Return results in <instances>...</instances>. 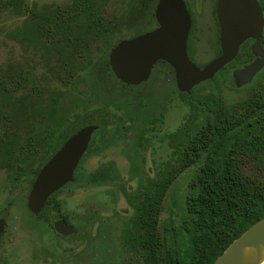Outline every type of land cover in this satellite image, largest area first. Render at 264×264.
<instances>
[{
	"label": "trees",
	"instance_id": "1",
	"mask_svg": "<svg viewBox=\"0 0 264 264\" xmlns=\"http://www.w3.org/2000/svg\"><path fill=\"white\" fill-rule=\"evenodd\" d=\"M133 1L128 17L139 25L149 21L156 25L153 13L157 0L151 8ZM2 14L25 18L11 35L26 42L48 67L44 86L31 71L19 66L0 74V170L10 171L12 182L29 177L31 185L43 164L72 134L55 130L58 94L49 83L57 76L71 81L77 70H58L54 59L87 53L90 46L101 45L90 42L99 40L105 43L102 55L106 57L122 37V23L103 18L102 0H73L41 10L27 5L26 0H0ZM249 43L245 42L237 57L212 80L189 94L177 92L174 85V91L195 115L174 135L173 164L164 167L136 204L130 200L133 211L120 239L135 258L133 264H212L244 231L264 218V87L229 107L212 93L195 94L198 87L213 82L219 74L228 87L236 88L231 73L252 59ZM98 67L102 71L108 68L102 62L94 63L89 71ZM46 74L51 81L45 79ZM188 169L197 173L185 197L187 217L180 226V239L173 226L161 230L159 217L168 189ZM57 194L48 199L39 219L48 221L59 213ZM59 218L68 223L64 215Z\"/></svg>",
	"mask_w": 264,
	"mask_h": 264
},
{
	"label": "rangeland",
	"instance_id": "2",
	"mask_svg": "<svg viewBox=\"0 0 264 264\" xmlns=\"http://www.w3.org/2000/svg\"><path fill=\"white\" fill-rule=\"evenodd\" d=\"M73 0H26L27 5L41 10L45 6L68 5ZM139 1V0H138ZM192 1V0H191ZM206 0H203L205 3ZM211 1L210 11L214 9ZM133 0H102L103 18L130 21L128 17ZM208 5L200 8L199 15L193 24L192 32L187 41V55L196 66L202 67L217 56V32L213 20L209 18ZM197 14V13H196ZM24 17L0 15V74L6 70L21 67L31 71L33 77L44 86L47 63L40 58L32 48L13 37L11 32L19 28ZM125 25V24H124ZM152 25L140 27L143 32ZM133 29H124V36H129ZM223 76V75H222ZM221 74L213 82L201 85L195 94L212 93L219 97L227 107L247 100L254 91L264 87V72L247 86L230 88L225 84ZM168 67L162 64L153 70L152 84L156 98L147 104L142 102L140 110L150 118L155 119L153 132L147 135L150 142L146 143V150L137 152V162L133 166L125 158L119 156L122 145L104 152L107 159H114L113 167L116 179L106 184L90 183V172L97 165L85 161L78 167L76 181L66 186L55 199L59 202V213L51 215L49 221H33L26 212V200L29 193L30 178L12 182L11 172L0 170V213L8 208L6 228L0 242V264H131L135 258L125 248L120 234L128 218L131 216L128 201L118 191L128 189L137 192L146 184L144 180L151 170L152 178L160 175L164 164H173V138L182 125L193 118L195 113L183 102L174 91V82L169 80ZM256 78V77H255ZM254 78V79H255ZM47 81H51L46 74ZM165 80L168 88H165ZM169 80V81H168ZM51 90H58L59 86L52 81ZM176 89V88H175ZM81 93H72L73 100L86 99L89 95L86 87ZM178 92V91H177ZM50 95V93H49ZM159 95V96H158ZM70 99L67 101L69 104ZM68 106V105H67ZM68 128L75 126L77 121L71 118ZM89 122L80 121L73 128L76 131ZM128 148V147H127ZM197 170L188 169L182 173L168 189L160 212V228L164 230L173 226L176 236L183 239L180 226L186 219L185 197L190 194V184ZM140 175L141 179L136 176ZM141 185V186H140ZM72 193V195H69ZM128 196L130 195L127 193ZM124 210H127L125 213ZM59 215L67 216L71 225L77 228L75 237L60 238L52 228V219ZM167 235V234H166ZM171 234L167 236L170 238ZM184 247L181 251L184 252ZM69 253H72L69 255Z\"/></svg>",
	"mask_w": 264,
	"mask_h": 264
},
{
	"label": "water",
	"instance_id": "3",
	"mask_svg": "<svg viewBox=\"0 0 264 264\" xmlns=\"http://www.w3.org/2000/svg\"><path fill=\"white\" fill-rule=\"evenodd\" d=\"M157 27L132 39L122 40L110 51L109 66L114 76L127 85L147 81L157 62L166 63L174 73L175 88L189 94L201 83L212 80L238 54L240 46L254 40L251 46L256 60L233 69L231 76L236 88L251 83L264 66L262 38L263 17L257 0H218L216 18L219 27L217 57L203 67L196 66L187 55V39L191 26L184 0H158L154 11ZM96 127L87 126L72 134L59 150L42 166L27 197V209L37 216L47 200L61 188L73 183L74 172L85 153ZM4 221L0 220V234ZM53 228L62 236L77 233L62 220ZM264 247V218L254 223L235 239L212 264H259ZM254 254H249V249Z\"/></svg>",
	"mask_w": 264,
	"mask_h": 264
},
{
	"label": "flooded vegetation",
	"instance_id": "4",
	"mask_svg": "<svg viewBox=\"0 0 264 264\" xmlns=\"http://www.w3.org/2000/svg\"><path fill=\"white\" fill-rule=\"evenodd\" d=\"M184 1H185L186 8H187V11H188V13L190 15V19H191V26H190V31H189L188 37H190V34L192 32V28H193V24L195 22V19H197L198 15H199L200 8L203 9L204 4H207L209 6L208 7L209 18H210V20L212 18L213 24L215 25V28H216L217 44H218L217 50L220 53L219 27H218V22H217V18H216V5H217L218 0L214 1V9H212L213 11H210V5L209 4L211 3V1L208 2V0H206L205 3L203 2V0H192V1L191 0H184ZM138 2L141 5H143V3H144L143 6L145 8H151V6L153 4V0H143V1L139 0ZM257 2L259 3V5L261 7L262 17H263V29H262V38L260 40V45H261L262 51L264 52V0H257ZM156 4H157V2H156ZM156 4H155V6H156ZM154 11H155V7H154ZM153 15H154V13H153ZM131 19H132V17H130V21H126V22L120 20V22L122 23V25H121L122 37L117 43H119L122 40L132 39L138 35L152 31L157 27L155 16H154V21H155L156 25L154 24L153 21H151V22L149 21L148 24L143 23V24L139 25V24L134 23L135 21L133 19L132 20ZM197 21H198V19H197ZM149 25H152V27L150 29H146L143 32L135 31V30H138L140 27H146ZM124 29H126V30L127 29H133V32H131V30H130V32H128V33H132V34L129 36L128 35L124 36V34H123ZM187 41H188V39H187ZM247 41H250L249 49H250V52L252 54L251 46L254 43V40L250 39ZM247 41H245V42H247ZM92 43L93 44H101V45L98 47L92 45L89 48V52H87V53L83 52L82 54L80 53V55L75 56V57L56 56V58L54 59V66L58 70L61 67L70 68L72 70H75V69L77 70V73L74 75V77L72 78L71 81L70 80H62L60 76H57L56 79H54L52 81L53 83H55L59 86V89L56 90V92L58 94V100H57V106H56L57 107L56 117H57V121H58L57 122L58 126L55 130H56V132H62L63 131V132H72V134H74L75 132H77L80 129L87 127V126L96 127V129L94 130V132L91 135L88 147H87L85 153L83 154L82 158L80 159L78 166L74 172V178H75L74 182L76 181V173H77L78 167L81 166L85 161H88V162H91V163H94L95 165H97L96 169L93 170L92 172H90V177H89L90 183L106 184V183H110L111 181H114V179H116L115 171L113 169V167H116V166H115V160L114 159H107L104 152H107L110 149H116L115 147H117L118 145L121 144L122 150L120 151L119 156L122 158H125L126 161H128L129 164L131 166H133L134 165L133 162H135V163L137 162L136 161L137 160V152L140 151L141 149H145V150L147 149L145 145H146V143L150 142V139L147 138V135H150L153 132L152 127L155 125V119L150 118L147 115H145V113L140 110V105L142 102H145L146 105L151 103L152 101L154 102V99L156 98V94H155V91L153 90V87L151 86L152 78H153V70H154L156 65H158V64L165 65L166 63L163 64L164 62H161V61L157 62L152 67V70L150 72V75H149L147 81L142 82L138 85H127V84H124L123 82L119 81L114 76V74L112 73L110 66H109V59H108L109 53L116 46L117 43L111 49L108 50L106 57L102 55V53L105 51V47L103 46V44H105L104 41L99 40V41L90 42V44H92ZM252 56H253V54H252ZM256 59L257 58H255L253 56L252 59L248 60L246 63L252 62ZM101 62L103 64H106L109 69L106 68L104 71H102L98 67V70L95 72L89 71V69L93 66L94 63H101ZM246 63H244V64H246ZM244 64H241V65H244ZM241 65H238L235 68H237ZM168 70H169V76H170L169 80L172 81V79H174V73L172 74L173 70L171 71L170 68H168ZM263 70H264V66L255 75V77ZM254 78H253V80H254ZM166 81L167 80H165V88L167 89L169 85H168V82H166ZM245 86H247V85H245ZM83 87H86L88 89V92H89V95L86 97V99H83V100L79 99L78 101L73 100L71 98L73 96L72 93L73 92L75 94L81 93L80 90ZM69 99H70V102L68 104L67 101ZM70 116H72L71 118L74 119L73 121H77L75 126L80 121H85V122H89V123L86 124L84 127L80 128L76 131H73V128L75 126L68 128V125H67V123L70 119ZM63 143L60 144V146L56 149V151L53 153V155L59 150V148L63 145ZM167 165L168 164L166 162L164 164V167H166ZM147 172H148V175L145 176V178H144V180L146 181V184L143 186L140 185L142 187V189L138 190L137 192H130L128 189H126V192H124L123 189L121 191L120 190L118 191L119 193L123 194L124 197L126 198V200L128 201L127 203H128L129 210H130L131 214L133 211L132 206H131L132 202L134 204H136L137 201L139 200V198L143 195L146 187L151 182H155L156 179H158L162 173L161 172L159 176H157V177L154 176V178H152V177H150L151 173H152L151 170L148 169ZM136 177L141 179L140 175H137ZM33 182H34V180H33ZM73 183H69V184L65 185L63 188H61L59 190L60 192L58 191V194L61 193V191L66 186L71 185ZM32 184L30 185V188H31ZM30 188H29V191H30ZM127 193H129L130 195L128 196ZM69 195H72V193H70ZM57 203L59 204V202H57ZM161 209H162V207H161ZM124 211H125V213H127V210H124ZM26 212H27L28 216L33 221L44 220L43 218L39 219V215L42 211L37 216H34V215L29 213V211L27 209V200H26ZM7 213H8V208H6V207L4 208L2 213H0V220L4 221L3 230L0 234V242H1L2 236L4 234L5 228H6L7 217H8ZM59 217H60V215L55 217L54 219H52V223H51L52 228H53V223L55 221H58V220H62L66 223V225H68L72 228H75L71 225L67 216H65V217L67 218L68 223ZM75 229H77V228H75ZM53 230H54V228H53ZM77 232H78V230H77ZM54 233L56 236H59L60 238H63V239L71 238L72 236L75 237V235L77 234L76 233V234L71 235V236H62V235L56 233L55 230H54ZM71 254L72 253H69V255H71Z\"/></svg>",
	"mask_w": 264,
	"mask_h": 264
},
{
	"label": "bare ground",
	"instance_id": "5",
	"mask_svg": "<svg viewBox=\"0 0 264 264\" xmlns=\"http://www.w3.org/2000/svg\"><path fill=\"white\" fill-rule=\"evenodd\" d=\"M262 251H263V256H262V260L260 261L259 264H264V247H262ZM249 254H254L253 248L249 249Z\"/></svg>",
	"mask_w": 264,
	"mask_h": 264
}]
</instances>
